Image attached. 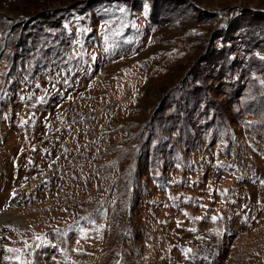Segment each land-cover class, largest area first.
Wrapping results in <instances>:
<instances>
[{"label":"rangeland","instance_id":"rangeland-1","mask_svg":"<svg viewBox=\"0 0 264 264\" xmlns=\"http://www.w3.org/2000/svg\"><path fill=\"white\" fill-rule=\"evenodd\" d=\"M0 264H264V0H0Z\"/></svg>","mask_w":264,"mask_h":264}]
</instances>
